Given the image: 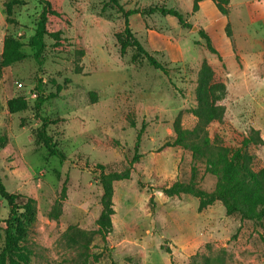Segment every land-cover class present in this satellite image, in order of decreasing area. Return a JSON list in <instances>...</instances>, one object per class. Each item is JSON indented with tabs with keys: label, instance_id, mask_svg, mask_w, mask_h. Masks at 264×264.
<instances>
[{
	"label": "rangeland",
	"instance_id": "374dc122",
	"mask_svg": "<svg viewBox=\"0 0 264 264\" xmlns=\"http://www.w3.org/2000/svg\"><path fill=\"white\" fill-rule=\"evenodd\" d=\"M48 1L57 15L48 23L40 65L29 46L43 10L40 0H0V176L7 191L34 201L21 242L28 264H264V220L228 216L219 201L200 212L195 197L163 192L191 178V153L171 145L177 125H196L192 112L203 64L225 90L218 103L225 116L209 125L211 138L236 149L256 129L264 140V0H229L228 17L211 1L193 13L195 0H117L125 11L166 7L186 15L187 29L159 13L129 18L146 50L152 52L147 31L179 45L182 62L152 52L168 75L134 48L121 54L125 19L110 0ZM210 26L222 59L199 35H209ZM7 38L19 41L28 58L1 67ZM12 100H18L14 113ZM44 119L64 159L39 141ZM248 152L259 171L264 145ZM136 154L130 179L114 184L113 231L104 242L97 226L101 166L123 172ZM196 165L198 187L213 191L216 178L205 174L202 162ZM8 213L0 197V249Z\"/></svg>",
	"mask_w": 264,
	"mask_h": 264
},
{
	"label": "trees",
	"instance_id": "16d2710c",
	"mask_svg": "<svg viewBox=\"0 0 264 264\" xmlns=\"http://www.w3.org/2000/svg\"><path fill=\"white\" fill-rule=\"evenodd\" d=\"M110 1L118 7L119 13L123 14L125 19L124 33L118 37L121 54L125 55L129 48H134L138 55L146 60L151 67L168 75L167 68L154 57L152 52L146 50L136 38L131 30L129 18L134 15L149 16L159 13L166 17H174L182 29H187L191 26L186 21V15L178 10L166 7H154L144 12L139 10L125 11L117 0ZM203 1L206 0L194 1L193 13L200 10V3ZM209 1L214 3L223 16L228 17L229 0ZM40 3L43 5V10L40 14L35 35L29 41V46L34 51L36 61L42 65L47 48L46 38L51 35L48 23L51 17L57 15V13L52 9V5L48 0H40ZM225 31L227 36L231 38L230 23L227 24ZM199 35L206 41L207 49L222 59L220 53L213 46L210 36L202 30ZM21 49L22 44L19 41L7 38L4 42L1 67L27 59L28 56ZM224 94L223 85L215 81L211 68L207 64H203L198 79V105L192 112L197 120L196 125L191 130L183 129L177 125L175 129L177 137L171 145V147H180L191 153L194 162L191 169V178L187 183L177 181L172 186L165 188L163 192L169 198L183 195L195 197L199 201L200 212L219 201L224 206L228 216L240 215L242 220L260 222L264 220V167L259 171L253 170L252 165L255 158L248 152V148L252 145H264V140L261 138L260 132L255 129L251 130L250 135L236 149L228 148L218 140L211 138L208 132L209 125L222 121L225 116V108L218 104ZM17 102L18 100H12L9 103L13 113L16 112L13 105ZM47 125L48 122L44 119L38 134L39 141L45 145L51 155L64 159L63 154L54 146L53 140L47 136ZM139 143L140 134L137 137L136 149L139 148ZM138 159L139 156L136 154L130 167L123 172H107L101 166L102 211L97 220V226L104 242L107 241V236L113 231L112 218L115 215L113 204L114 184L130 179L131 166ZM198 162L205 165V174L216 178L215 188L211 192L198 187L199 170L196 165ZM65 193L66 187L63 188V194ZM0 197L6 201L9 211L8 218L5 220L3 245L0 249V264H28V251L21 246V242L26 237V222L34 213V201L22 194L7 191L1 176ZM111 264H116V262L113 261Z\"/></svg>",
	"mask_w": 264,
	"mask_h": 264
},
{
	"label": "crops",
	"instance_id": "0c3cea01",
	"mask_svg": "<svg viewBox=\"0 0 264 264\" xmlns=\"http://www.w3.org/2000/svg\"><path fill=\"white\" fill-rule=\"evenodd\" d=\"M208 1L209 0H206V1H203L202 3H200V9ZM213 19H215V18H213ZM209 28H210V30H208V32L210 33L209 36L211 39H213L214 38L213 34L216 33V29L214 26H210ZM147 32L148 33L146 35V43L153 53H161L162 51H165V52L169 53L167 58L170 62L178 63V62L183 61V53H182V51L179 48V45L177 43L171 45L168 43L169 38H167L165 35L155 36L154 35L155 33H151V31H147ZM257 131H259V130H257Z\"/></svg>",
	"mask_w": 264,
	"mask_h": 264
},
{
	"label": "water",
	"instance_id": "95a60500",
	"mask_svg": "<svg viewBox=\"0 0 264 264\" xmlns=\"http://www.w3.org/2000/svg\"><path fill=\"white\" fill-rule=\"evenodd\" d=\"M195 29V28H194Z\"/></svg>",
	"mask_w": 264,
	"mask_h": 264
}]
</instances>
